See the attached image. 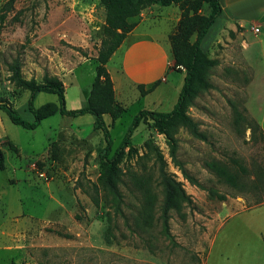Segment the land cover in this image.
Returning <instances> with one entry per match:
<instances>
[{
    "label": "rangeland",
    "instance_id": "374dc122",
    "mask_svg": "<svg viewBox=\"0 0 264 264\" xmlns=\"http://www.w3.org/2000/svg\"><path fill=\"white\" fill-rule=\"evenodd\" d=\"M183 12L207 14L209 6L204 0L156 3L131 19L129 32L137 27L136 33L163 41L171 61L173 41H182L176 35ZM105 14L100 0H0V99L24 119H33L27 107L29 91L10 79L9 66L17 59L25 79L40 83L45 77L59 78L66 108L80 107L95 76ZM183 38L192 42L195 33ZM139 39L130 36L128 44ZM215 47L217 62L206 71L212 87H196L185 108L205 139L178 124L176 162L165 135L149 121L140 122L118 163V209L98 181L106 143L94 118L56 111L36 128L26 129L0 110V138H12L21 148L19 153L10 141L0 144V264H256L264 208L228 216L264 202V15L247 20L244 31L225 32ZM170 71L183 83L185 69L175 59ZM120 74L116 85L121 82L123 98H114L123 111L113 121L108 114L104 117L112 139L110 155L146 103L139 87ZM33 103L46 109L59 106L58 96L45 91L38 92ZM169 107L166 102L160 109L168 112ZM250 118L259 127L251 125ZM150 141L163 154L166 172L189 196L168 210V234L161 216L159 161L147 147ZM221 169L233 174L234 183ZM146 189L153 195L149 214L143 210Z\"/></svg>",
    "mask_w": 264,
    "mask_h": 264
},
{
    "label": "trees",
    "instance_id": "16d2710c",
    "mask_svg": "<svg viewBox=\"0 0 264 264\" xmlns=\"http://www.w3.org/2000/svg\"><path fill=\"white\" fill-rule=\"evenodd\" d=\"M100 1L105 7L106 12L104 26L105 34L97 51L98 63L95 67V76L92 81L90 93L84 103L78 108H66L64 100L65 87L59 78L45 77L44 81L40 83L33 79H25L20 72L19 60L15 59L9 66L11 70L10 79L14 83L29 91L27 107L33 115V119H24L5 99H0V110L7 114L12 123L20 125L26 129L36 128L42 119L54 114L56 111L62 115L72 117L86 113L91 114L94 118L95 128L102 131L106 143L100 153L101 172L98 177V181L101 188L109 195V200L111 201L113 207L118 209L121 202L119 183L122 181V170L118 163L125 154L124 149L130 145V137L140 122L146 123L149 121L159 133H163L165 135L166 142L169 147V155L172 160L176 162L178 161L176 154L178 140L174 134L178 124L186 127L193 136L202 140L205 139L204 134L198 128V122L186 113L185 108L194 97L196 87L201 89L212 87V84L206 78V71L209 66L216 64L217 61L210 58L204 51H202L200 48V41L209 26L214 22L215 18L221 13L222 7L219 0H204L209 6V12L207 14L196 16H189L184 14V12L181 14L178 30L179 33L176 36H182V41H173L172 50L175 64L184 67L185 75L174 107L168 112L140 109L134 115L132 123L123 135L117 148L110 155L112 139L103 115L108 114L113 121L121 115L123 108L116 105L113 82L106 68V63L122 40L126 37L127 33L134 26V21L131 19L138 15L144 8L156 3L163 6L182 4L186 2V0ZM190 33H195V38L192 42H189L188 40L186 41L183 38L188 37V34ZM138 87L141 93L145 91L142 85H138ZM41 91L55 93L58 96L59 106H54L50 109H46V105L39 107L34 106V98L36 94ZM239 117H241L240 114H238V118ZM250 121L251 122L249 123L251 125L259 127L253 118H250ZM147 147L155 152L156 160L159 161L160 183L164 193L163 201L161 203V216L163 221V230L168 234V210L177 202L189 201V196L185 193L181 183L172 178L164 169L163 154L158 146L150 141L147 143ZM3 168L4 157L0 148V169ZM182 172L186 178L191 180L192 183L201 187L199 182H197L193 177L187 176L184 170H182ZM220 173L228 182L234 183L233 174L227 173L224 169H221ZM145 193L143 210L145 213L149 214L153 204V195L148 189H146ZM94 202L98 203V200L94 199Z\"/></svg>",
    "mask_w": 264,
    "mask_h": 264
},
{
    "label": "crops",
    "instance_id": "0c3cea01",
    "mask_svg": "<svg viewBox=\"0 0 264 264\" xmlns=\"http://www.w3.org/2000/svg\"><path fill=\"white\" fill-rule=\"evenodd\" d=\"M219 3L222 7V11L209 26L200 41V48L211 58L216 56L215 43L220 40L221 36L225 35V32H235L239 29L244 31L247 20L254 19V17H257L258 15H264V0H219ZM176 13L177 12L174 14ZM136 29L137 27L126 35L106 63V68L113 82L114 96L116 100L123 98V94L119 87L121 82L116 85V74L120 72L122 79L123 77H127L132 85H137V87L138 85L143 86L145 91L142 93L140 91V98L146 99V103L142 105L143 107L141 109L161 111L160 108L167 102L171 110L178 99L182 87L181 77L178 78L175 75L172 76L174 72L170 71V66L174 63L173 55L171 53L170 61L168 52L165 50L168 46L163 43V41L161 44L160 41L153 38L151 34L136 33ZM130 36H140L141 39L128 44ZM143 36H148L149 38L144 39L142 38ZM262 42L263 38H260V47L262 46ZM261 51V55L263 56L264 52L262 49ZM178 72L181 73V71ZM141 73L146 77L138 78L137 75ZM169 77L172 78L171 83H169ZM117 78L121 80L119 77ZM253 83L249 85L246 90H248ZM151 95H154V97L151 98ZM248 102L249 97L246 105L251 111ZM105 115L107 114H104L103 118ZM77 117H88V119L93 118L89 113ZM255 118L257 119V117ZM2 141L4 143L10 141L17 146L19 153H21V148L14 143L12 138H0V144ZM257 207L264 208V202L252 206H245L244 208L230 214L228 217L237 212L252 210ZM228 217H224L221 226ZM260 234V246L256 247L254 250V260L256 259V264H264V233L262 234L261 232ZM212 241L213 239L211 240L210 245L212 244Z\"/></svg>",
    "mask_w": 264,
    "mask_h": 264
}]
</instances>
